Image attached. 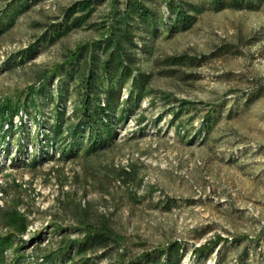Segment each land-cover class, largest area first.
Wrapping results in <instances>:
<instances>
[{
    "label": "rangeland",
    "instance_id": "1",
    "mask_svg": "<svg viewBox=\"0 0 264 264\" xmlns=\"http://www.w3.org/2000/svg\"><path fill=\"white\" fill-rule=\"evenodd\" d=\"M138 1L0 0V264H264V0Z\"/></svg>",
    "mask_w": 264,
    "mask_h": 264
},
{
    "label": "trees",
    "instance_id": "2",
    "mask_svg": "<svg viewBox=\"0 0 264 264\" xmlns=\"http://www.w3.org/2000/svg\"><path fill=\"white\" fill-rule=\"evenodd\" d=\"M125 6H126V11L132 10V12H134V14L127 15V18L129 20L131 19V21L126 22L123 27H120L116 30L117 33H115V35L118 36V38H116L118 40L115 41V44L118 46V48H121V40L122 39L124 40V41H122L123 43H128L132 40V38L137 36L138 31L133 26L132 20L137 21V23H138L137 26L138 25L140 26L145 21H148L149 9L146 8V6L144 4H141L138 0H126ZM120 38H121V40H120ZM104 54L106 55V53H104ZM105 55L103 57H102V54L99 55L96 58V60L101 61L105 57ZM103 62L105 63V61H103Z\"/></svg>",
    "mask_w": 264,
    "mask_h": 264
}]
</instances>
